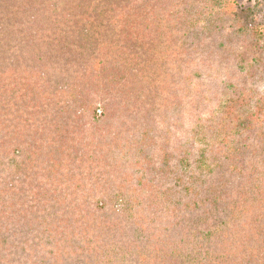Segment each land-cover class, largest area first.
Instances as JSON below:
<instances>
[{"label": "trees", "instance_id": "obj_1", "mask_svg": "<svg viewBox=\"0 0 264 264\" xmlns=\"http://www.w3.org/2000/svg\"><path fill=\"white\" fill-rule=\"evenodd\" d=\"M0 264H264V0H0Z\"/></svg>", "mask_w": 264, "mask_h": 264}, {"label": "rangeland", "instance_id": "obj_2", "mask_svg": "<svg viewBox=\"0 0 264 264\" xmlns=\"http://www.w3.org/2000/svg\"><path fill=\"white\" fill-rule=\"evenodd\" d=\"M137 1H140V0H137ZM139 5V4H138ZM141 5V4H140ZM140 7H142V6H140ZM201 48H198V52H194V51H190L189 50V55H188V67L187 68H189L188 70H192L193 69V64H192V60L193 59H195L197 56L195 55V54H199L200 52H201ZM190 64H192V65H190ZM183 68H185V65L183 66ZM215 116H218V115H216L215 114ZM207 124H209V125H211V122L209 121V123H207ZM11 201H9V203H10ZM16 258H18V254H15L14 255Z\"/></svg>", "mask_w": 264, "mask_h": 264}]
</instances>
